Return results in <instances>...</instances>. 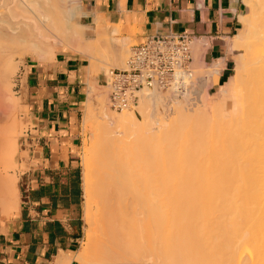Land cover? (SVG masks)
Listing matches in <instances>:
<instances>
[{
  "label": "bare ground",
  "instance_id": "bare-ground-1",
  "mask_svg": "<svg viewBox=\"0 0 264 264\" xmlns=\"http://www.w3.org/2000/svg\"><path fill=\"white\" fill-rule=\"evenodd\" d=\"M242 2L243 31L229 46L239 55L230 88L220 90L224 100L214 102L212 109L201 100L194 109L175 96L143 91L135 105L141 119L133 110L121 111V122L131 130L116 133L110 132L114 130L107 125L111 116L103 111L105 131L111 129L98 141L97 157L91 146L84 145L83 220L88 244L76 254V261L264 264V0ZM81 13V0H0V209L4 216L19 207L17 179L8 172L14 167L19 131V101L10 84L16 65L14 46L20 56L36 53L38 59H53L59 43L73 42L93 60V67H125L127 42L111 36L116 29L109 37L100 36L102 32L87 37V26L79 22ZM221 63L222 59L205 68L206 74L217 73ZM208 83L198 76L196 94L208 93ZM92 88L90 84L88 93ZM85 104L87 123L95 111L88 100ZM156 110L159 115L154 117ZM203 126L211 127L208 133L213 140ZM188 127L192 132L186 134ZM186 140L190 144H183ZM194 141L205 150L216 147L215 155L205 157L220 160L192 162L205 153L191 145Z\"/></svg>",
  "mask_w": 264,
  "mask_h": 264
},
{
  "label": "crops",
  "instance_id": "crops-1",
  "mask_svg": "<svg viewBox=\"0 0 264 264\" xmlns=\"http://www.w3.org/2000/svg\"><path fill=\"white\" fill-rule=\"evenodd\" d=\"M245 10L242 0H81L79 22L87 26V37H109L116 29L111 36L133 45L169 31L192 34V61L198 50L208 67L222 59L214 87L228 77L229 46ZM25 62L23 189L18 210L7 216L0 210V264H57L66 258L76 264L72 258L83 232L78 148L87 59L81 51L57 48L53 59Z\"/></svg>",
  "mask_w": 264,
  "mask_h": 264
},
{
  "label": "rangeland",
  "instance_id": "rangeland-1",
  "mask_svg": "<svg viewBox=\"0 0 264 264\" xmlns=\"http://www.w3.org/2000/svg\"><path fill=\"white\" fill-rule=\"evenodd\" d=\"M245 13H246V10L244 11L243 14H245ZM238 28H239L240 32L243 31V24L241 22L239 23ZM70 43H68L69 45H67V43H59L58 48L69 49V50H72V51H78L75 48L74 43L72 42L71 43L72 45H70ZM132 45H133V43L127 42V51L128 52L126 51V55L124 56V58H125L124 63H126V60L128 59L127 57H128L129 51H130V47ZM14 47L16 49L15 53H17V54H15V53L13 54V57H14L13 61H14V64H16V65H15V68H14L13 72L10 74V81H11L10 84L12 85V94H13V96H15L18 99V101H19V106H18L19 108L17 110L18 123H19L18 129H19V131H18L17 136H16L17 153H16V155L14 157V159H15L14 167H13V169L9 168L8 172L10 174L14 175L16 177V179H17V192H18L17 194H18L19 201H20L21 200V193H22V189H23V183H22V178H21V174L20 173L24 169V165H23V163L21 161L26 156V152L22 151V149H23L22 139H23V137L25 136V134H26V132L28 130L27 129V123H26L27 122V115H28V108L24 106L23 96H22V92H21V89H22V87L24 85L23 84L24 83V78H23V74H22V72H23L22 71V67L25 65V63H26L25 61L26 60H28L30 58H32V59H38V58H37V54L36 53L33 54V55H32V53L31 54L26 53V54L20 56L19 53L17 52V48H16L18 46H14ZM74 48H75V50H74ZM238 55H239L238 52L237 53H232V52L230 53L231 61H230V69L228 71V77L226 79H224V81H222L219 84H217L216 86L211 87L212 86V78L214 80L213 83L216 82V80H217L215 74H212L210 76L207 75L206 74L207 73V69H205V68H208V65L204 64L203 61L201 62V60L199 59L200 55L198 54V52L193 53V59L194 60L190 64V71L192 73V77L193 78L198 77V76L205 77V78H207L208 82H211V83H208L207 84L208 86L206 87L208 93L204 90V91H201L200 94L197 95V99H199V100H197L196 104L193 105V108L196 105H199L201 100H202V102H201L202 104L205 103V102L208 103L206 107H208L209 109H212L213 105H215L214 102L221 101V99L224 100L223 93L220 90H223L222 87H226L227 89L230 88L229 79L231 78V75L234 72V68L236 66V61H237ZM85 57L87 59V64H86V71H85V74H84L85 75L84 79H85V82H87V88H89L90 84L93 87L90 93H88V91H87L86 101L88 100L89 103L92 104L93 111H95L94 112L95 115L86 123L85 120H84V118H85L84 116H85L87 105L85 104L86 101L84 103H82V112H81V114L79 116V127H80V131H81V144H80V147L78 148L79 149V167H80V172H82V159H83V154H84V150H85L84 149V145L91 146L90 148L92 149V154H93V156L95 158V157H97V150H98L97 147H99L98 144H99L100 140H102L104 138L103 136L106 137L108 135V134H104V133L108 132L107 131L108 129L109 130L111 128L114 129V130L110 131L111 133L123 132L125 130L127 131L128 129L131 130L130 129V127H131L130 125L128 126V129H127L126 128L127 125L124 126V124L120 120L121 119L120 116L123 115L124 113L120 114L121 111H113V110H111L109 108V105L107 103L106 88H105V86H103V84H104L103 77H102L103 72H107L108 70L114 69V68H117V67H112V66L110 67L109 65H108V67L107 66L104 67L105 64H103V65L102 64H98L101 67H104L103 69H101L100 66H98V65L96 67H93V66H91L93 60L90 59L86 55H85ZM45 60H49V59H45ZM109 60H110V58H109ZM196 60L199 62V63H197L198 65L196 64V62H194ZM192 66H193V68H192ZM92 67H93V72H91L92 71ZM105 68H106V70H104ZM197 68L201 69V70L203 69V70L202 71H200V70L198 71ZM118 69H122V68H118ZM205 93H206V95H204ZM162 94L167 95L164 92H162ZM178 100H182V99L178 98ZM182 102L184 103L186 108H191L192 107V106L188 105L187 103H185V101L182 100ZM231 103L232 102L230 100H228L227 105L230 106ZM194 109H196V108H194ZM129 110H133L134 112L133 111L132 112L134 113L136 118L141 119L140 118L141 116L139 115V112L137 111L136 107H133L132 109H129ZM103 111H105L106 113L109 112L107 114H108L109 117L111 116L110 117L111 118V123H108L107 125L109 126V124H111L112 127L111 126H110L111 128L108 127V129L106 131H105V129L107 128V127H105L106 123L104 124V122L101 119L102 115L105 114ZM193 111L194 110H191V111H188V112L191 114ZM155 113L156 114H155L154 117H157L159 115V114H157V110H156ZM198 120H201V119L198 118ZM120 122H121V124H120ZM200 124L201 123H198L199 126H200ZM204 125H206V124H204ZM189 127H188V129L184 128L187 131V132L185 131L186 134L188 132L189 133L192 132V130L189 129ZM202 128H204V130H206V131L208 130V129H206L207 127L203 126ZM192 129H194V128L192 127ZM190 130H191V132H190ZM210 130H212L211 127H210ZM210 130H208L207 133ZM200 131H203V130L200 129ZM204 134L207 136V138L209 137V139L213 140V138H212L213 135L212 134H209V133L208 134L204 133ZM204 134H202V135L204 136ZM109 135H112V134H109ZM196 135H197V132H196ZM198 135H199V132H198ZM191 136H194V135H191ZM185 137L188 138L187 136H185ZM189 138H188V140L190 141L192 137L189 136ZM198 138L199 137H197V140H198ZM188 140L183 141V144H185L184 142H188ZM200 140H201V138H200ZM211 140H209V141L211 142ZM206 141L207 140L205 139L204 143ZM215 142H217V141H215ZM199 143H202V142H199ZM208 144H210V145L213 144L214 145V143H212V144L208 143ZM208 144H207V146H208ZM217 144H215V145L217 146ZM93 145H94V147H93ZM191 145H194L193 147H195L196 145L198 147H200V145L197 144L196 142H195V144L192 142ZM207 148L208 149H206V150H205V147L203 148L204 150L202 149L205 152L204 155H202L203 157H201V155H200L199 158L195 157L196 159L193 157V158H191V159H193L192 162H194V163H197V162L205 163V162H209L210 161L212 163L213 162L217 163L220 160V158L217 159L216 157H210V156L209 157H205L207 155H211V156L215 155L216 147L211 146V147H207ZM212 148H214V150ZM199 151H200V149H199ZM189 152H194V154H195V151L192 150V149ZM190 156H192V154ZM82 175H83V172H82ZM82 183H83V178H82ZM83 201H84V199H82V202L80 204V209H79V214H80V216L82 218L83 232H82V236H81L80 245H79V248H78V251L76 252V254L82 252L87 247L86 243L88 242V239H86L87 238V236H86L87 232H86V229H85L86 228V224H85V222L83 220L84 219V217H83ZM76 254L73 257L74 259L73 258L72 259L74 260V262H76V264H82V263L76 261V259H75Z\"/></svg>",
  "mask_w": 264,
  "mask_h": 264
},
{
  "label": "built area",
  "instance_id": "built-area-1",
  "mask_svg": "<svg viewBox=\"0 0 264 264\" xmlns=\"http://www.w3.org/2000/svg\"><path fill=\"white\" fill-rule=\"evenodd\" d=\"M192 40V34L169 31L132 45L125 68L103 72L109 108L132 109L141 92L152 90L180 98L190 106L196 104L198 77L193 78L190 71Z\"/></svg>",
  "mask_w": 264,
  "mask_h": 264
}]
</instances>
